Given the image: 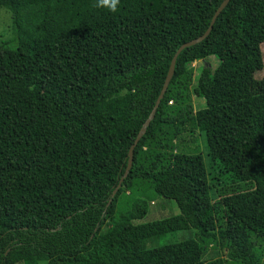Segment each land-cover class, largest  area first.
<instances>
[{
    "label": "trees",
    "instance_id": "16d2710c",
    "mask_svg": "<svg viewBox=\"0 0 264 264\" xmlns=\"http://www.w3.org/2000/svg\"><path fill=\"white\" fill-rule=\"evenodd\" d=\"M223 1L119 0L113 13L0 0L17 41L0 43V264H264V92L249 84L264 67V0H230L179 54L114 195L174 55ZM195 131L208 167L178 151ZM152 194L178 201L180 218L136 224ZM188 229L184 243L147 247Z\"/></svg>",
    "mask_w": 264,
    "mask_h": 264
},
{
    "label": "rangeland",
    "instance_id": "374dc122",
    "mask_svg": "<svg viewBox=\"0 0 264 264\" xmlns=\"http://www.w3.org/2000/svg\"><path fill=\"white\" fill-rule=\"evenodd\" d=\"M14 37L15 35L13 33L11 14L7 9L0 7V43H6L7 46L13 47L14 44L16 45L17 43V41H15V43L13 42ZM262 52H263V63H264V45H262ZM224 59L226 63L232 64V61L228 55H225V58L223 57V62ZM219 63L220 60L213 56L209 58V61L206 60V61L196 62L193 65L196 76H199V74L202 71V67L204 65H208L211 68H216ZM249 84L251 88V93L253 95H259L264 92V67L261 70L255 72L252 76H250ZM195 107L196 109H200L203 107L205 108L206 107L205 100L201 98H196ZM183 139L185 145H181V144L178 145L179 153H189L195 155L201 154L206 162V166L208 167V163H209L208 147L205 141L204 133L200 131H195L190 134L184 135ZM128 199L129 197L126 196L125 193H123L119 200V204H121L120 206L121 208L126 206V203H128L127 202ZM147 199L149 201L148 214L145 218L141 220H136L135 221L136 224L156 222L170 216L179 219L180 218L179 216L182 215V211L180 210L178 201L176 200L167 199L163 196H159L156 194H152L151 196L147 197ZM131 201L129 202V204L131 203ZM192 232L193 229L175 231L160 238H154L148 240L147 247L149 249H152L164 245H169L172 243L174 244L184 243L185 241H187L189 238L192 237ZM208 252L209 250L206 252V254L204 253L203 259L211 258V256L207 255Z\"/></svg>",
    "mask_w": 264,
    "mask_h": 264
},
{
    "label": "water",
    "instance_id": "95a60500",
    "mask_svg": "<svg viewBox=\"0 0 264 264\" xmlns=\"http://www.w3.org/2000/svg\"><path fill=\"white\" fill-rule=\"evenodd\" d=\"M230 3V0H224L222 2V4L219 6V8L217 9V11L215 12L214 16H213V19H212V22H211V25L210 27L208 28V30L200 37H198L197 39H194L190 42H187L185 44H183L179 49L178 51L176 52V54L174 55L173 59H172V62H171V65H170V68H169V72H168V75H167V78L165 80V83H164V86H163V89L156 101V104L149 116V118L146 120V122L144 123L143 127L141 128L133 146L131 147L130 149V152H129V160H128V166H127V170L125 172V175L124 177L121 179V182L118 186V188L114 191V195L118 192V190L120 189L121 187V184L122 182L124 181V179L129 175V172L133 166V160H134V150H135V147L138 145L139 141L141 140V138L145 135V133L147 132V129L148 127L150 126L152 120L154 119L155 117V114L157 112V109L161 103V101L163 100L166 92H167V89L170 85V82L175 74V67H176V62H177V58L179 56V54L186 48L188 47H191V46H194L200 42H202L203 40H205L211 33V31L213 30L214 28V25H215V22L217 21V18L219 17V15L222 13V11L227 7V5Z\"/></svg>",
    "mask_w": 264,
    "mask_h": 264
},
{
    "label": "clouds",
    "instance_id": "9594fccd",
    "mask_svg": "<svg viewBox=\"0 0 264 264\" xmlns=\"http://www.w3.org/2000/svg\"><path fill=\"white\" fill-rule=\"evenodd\" d=\"M118 4H119V0H96V7L106 8L113 13H115L118 10L117 9Z\"/></svg>",
    "mask_w": 264,
    "mask_h": 264
}]
</instances>
